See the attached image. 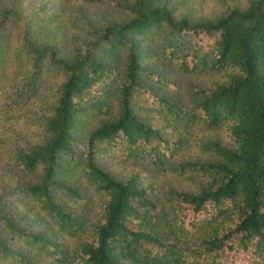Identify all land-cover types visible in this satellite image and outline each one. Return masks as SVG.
<instances>
[{"label": "trees", "instance_id": "16d2710c", "mask_svg": "<svg viewBox=\"0 0 264 264\" xmlns=\"http://www.w3.org/2000/svg\"><path fill=\"white\" fill-rule=\"evenodd\" d=\"M0 264H264V0H0Z\"/></svg>", "mask_w": 264, "mask_h": 264}]
</instances>
